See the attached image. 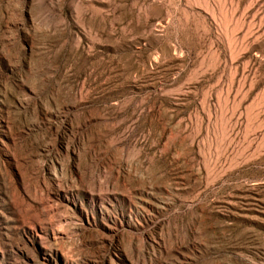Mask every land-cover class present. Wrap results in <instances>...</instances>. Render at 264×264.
I'll list each match as a JSON object with an SVG mask.
<instances>
[{"label": "rangeland", "instance_id": "obj_1", "mask_svg": "<svg viewBox=\"0 0 264 264\" xmlns=\"http://www.w3.org/2000/svg\"><path fill=\"white\" fill-rule=\"evenodd\" d=\"M0 264H264V0H0Z\"/></svg>", "mask_w": 264, "mask_h": 264}]
</instances>
